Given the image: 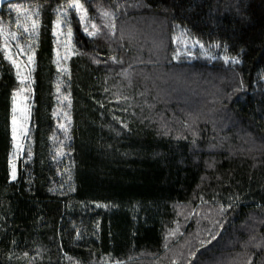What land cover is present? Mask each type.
Masks as SVG:
<instances>
[{"label": "trees", "instance_id": "16d2710c", "mask_svg": "<svg viewBox=\"0 0 264 264\" xmlns=\"http://www.w3.org/2000/svg\"><path fill=\"white\" fill-rule=\"evenodd\" d=\"M67 2L0 9L33 57L13 180L20 81L0 32V264H264V0H81L63 56ZM140 25L158 36L121 35Z\"/></svg>", "mask_w": 264, "mask_h": 264}, {"label": "rangeland", "instance_id": "374dc122", "mask_svg": "<svg viewBox=\"0 0 264 264\" xmlns=\"http://www.w3.org/2000/svg\"><path fill=\"white\" fill-rule=\"evenodd\" d=\"M145 26L146 31L148 33H143L141 32L143 27ZM63 27L64 24L61 23V27L58 30L56 27V35L58 37V42L63 50V56L67 53L68 49L67 46L69 45V40L67 39L66 36V32H63ZM139 30H137L135 27H129L127 29H125L124 31H122L121 35L123 37H126L128 39H132V40H139L140 37H156L158 36V32L156 31V28L153 26H148V25H140ZM2 29L1 34L3 36V41H4V49L6 52V57H8V54H11L12 56V60L16 61V64L12 63V60L8 59L15 67L16 72L20 73L21 76H25L28 77V79H24L22 80L21 78H19L20 81V87L18 89V91L15 93V98H16V107H17V112H16V116H17V137L18 140L14 141V150H13V154L11 157V174H12V167L13 164H15V168H16V174H15V178H13V180H15L17 178V174H18V164L19 162H21L24 158L26 149H27V145H28V138H29V132H30V124H31V109H32V96H33V87H32V65H33V61L31 63H29L28 57L30 55H28L25 52V48H23L21 45H17V39L14 35L10 34L8 30H5L4 28H0ZM152 33V34H151ZM149 34V35H148ZM125 35V36H124ZM5 45H7V47H5ZM183 46L186 48L185 49H181V53L183 58L186 60H191L193 57L192 52H190L189 50H187V45L186 43L183 44ZM209 55V54H208ZM210 57H212V55H210ZM17 65H19V68H17ZM216 79V78H215ZM190 80L184 81L182 83V86L187 87L189 84ZM192 81V80H191ZM195 82V79L193 80ZM223 82V81H222ZM193 83V82H192ZM197 83V81H196ZM196 83L194 84V89L196 91H190L187 88L181 90L182 92H185V94H190L192 97H199V99L204 100L203 98V94H201L202 92L199 91L196 86ZM208 87V85H205ZM203 88V86H202ZM200 88V89H202ZM197 91L199 92L197 94ZM178 94L181 92H177ZM197 94V95H196ZM201 96V97H200ZM165 101H168V98H164ZM170 101V100H169ZM185 103H189L187 101H185ZM212 103H216V102H212ZM19 109H26V115H27V119L25 121L24 117V113L19 111ZM59 117L65 121L66 116H64L63 114H60ZM23 125L26 128V132L25 133H21L20 132V128L19 126ZM13 127V125H12ZM17 142L21 145V147H16Z\"/></svg>", "mask_w": 264, "mask_h": 264}, {"label": "snow or ice", "instance_id": "6c2138e0", "mask_svg": "<svg viewBox=\"0 0 264 264\" xmlns=\"http://www.w3.org/2000/svg\"><path fill=\"white\" fill-rule=\"evenodd\" d=\"M62 8H63V11L60 12V14L58 15L57 20H56V27H57L58 30L60 29L61 23H62L61 17H63V22L64 23H67L68 25L71 24V20L69 19V16H68V13H69L70 10H74L75 12L79 13L80 21H84L86 19V17H87V9L84 7V4L81 3V0H68V2L62 6ZM103 15L106 16V17H109L111 14L108 11H103ZM32 26H33V28H35L37 26L35 21H33ZM91 28L94 29V31H89L87 26H85L84 31L87 32L88 35H90V36H96L97 32L99 31V29H97V26L95 24H91ZM0 31H2V29H0ZM67 34H68L69 37H71V35H72L71 27H68ZM5 47H7V45H5ZM7 58L12 60L11 54H8ZM28 60H29V63H31L33 61V57L29 56ZM235 62L239 63V60H236ZM12 63L16 64V61L12 60ZM17 68H19V65H17ZM17 75L22 80L28 79V77L21 76V74L19 72L17 73ZM13 102H14V107H13V117H12V125H13L12 134H13V140L17 141L18 140V137H17L18 124H17L16 112H17L18 109L16 107V98L15 97L13 98ZM19 111H21V112H23L25 114L23 118L26 121V119H27V115H26L27 110L26 109H19ZM19 128H20V132L22 134L27 131L26 128L23 125H20ZM16 147L19 148V147H21V145L17 142ZM15 174H16V168H15V164H13V167H12V176H13V178H15ZM201 243H203V241Z\"/></svg>", "mask_w": 264, "mask_h": 264}, {"label": "water", "instance_id": "95a60500", "mask_svg": "<svg viewBox=\"0 0 264 264\" xmlns=\"http://www.w3.org/2000/svg\"><path fill=\"white\" fill-rule=\"evenodd\" d=\"M16 1H21V0H0V9L9 4V3H12V2H16Z\"/></svg>", "mask_w": 264, "mask_h": 264}]
</instances>
